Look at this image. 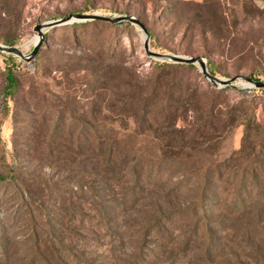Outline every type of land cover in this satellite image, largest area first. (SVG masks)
<instances>
[{
  "label": "trees",
  "instance_id": "1",
  "mask_svg": "<svg viewBox=\"0 0 264 264\" xmlns=\"http://www.w3.org/2000/svg\"><path fill=\"white\" fill-rule=\"evenodd\" d=\"M85 1L89 3V0ZM212 4L215 7L212 16L225 22L219 1L204 0L199 3L202 7ZM243 7L238 5V9ZM252 8L264 14V5L252 1ZM87 26L90 30L88 40L95 38L96 46L109 52L113 51L111 45L117 29L129 30L131 22H72L69 31L75 36L76 29L82 28L81 33L84 34ZM147 31L153 46H156L154 31L148 28ZM0 41L5 45L14 44L8 37ZM223 50L225 46L219 49L220 52ZM108 54L112 62L114 54ZM5 57L4 66L0 68V114L3 116L11 112L7 100H15L19 87L15 58L10 54H5ZM38 59L37 52L33 61ZM63 66L57 60L49 65V69L60 70ZM192 67L191 64L155 61L148 77L142 79L129 70L109 76V82L118 80L119 83L111 91L110 102L118 104L110 107L113 122L132 120L138 133L144 130L161 132L157 137L163 143L148 159L131 157L125 150L123 135L115 128L85 123L79 125L71 115L62 118L54 108L45 111L54 117L53 125L59 124L57 131L62 136H70L72 145L82 158L83 168H90V178L85 182L80 176L77 182L63 184V190L53 191L43 187L41 191L45 192V202H42L34 197L29 181L17 174L15 161L8 165L9 169L0 173L2 189L9 190L6 196L0 191V208L5 206L0 209V220L3 222L0 229L11 227L8 224L12 222L13 214L23 215L28 221L20 239H15L17 233L7 234L6 246H0L3 253L0 264L8 261L10 251L19 244L29 246L22 264H58V259L62 264H72L64 261V248L76 256L86 248L84 242L87 239L94 240L96 248L103 244L110 252L119 248L134 253L126 264H150L151 257L158 251L171 246L169 250H174L173 254L185 255L197 240L204 237L207 243L203 257L208 259L211 233L205 217L208 211L206 205L212 204L211 208L216 207L233 215L257 204L264 206V112L258 109L259 100L264 98V88L236 89L226 86L215 89L209 86L210 96L204 103L198 104L192 100L195 90L181 85L179 79L180 73ZM207 67L211 74L215 73L216 66L210 59L207 60ZM249 76L260 81L254 71ZM100 77L107 78L105 74ZM241 93H249V96L237 95ZM35 97L43 104L51 102L45 92L36 93ZM179 117L183 118L181 124H177ZM236 126L242 127L238 148L227 158L218 160L221 141ZM156 186L159 200L185 194L187 201L168 214H162L161 207L142 206L137 209L138 216L132 223L123 222L127 215L125 207L137 201V190L142 192L144 188L153 189ZM48 199L49 203L46 202ZM218 225L222 226L221 223ZM105 239L108 242L101 243Z\"/></svg>",
  "mask_w": 264,
  "mask_h": 264
},
{
  "label": "rangeland",
  "instance_id": "2",
  "mask_svg": "<svg viewBox=\"0 0 264 264\" xmlns=\"http://www.w3.org/2000/svg\"><path fill=\"white\" fill-rule=\"evenodd\" d=\"M203 1L89 0L88 3L85 0H0V39H12L13 45L19 46L27 54L34 45L33 38L37 36L34 31L36 24L76 13L109 17L127 14L136 17L146 29L154 31L156 46H153L151 39L149 42L153 51L200 55L206 62L210 59L215 64V76L228 78L239 74L249 75L254 71L264 81V14L252 8V1L263 6L264 0H214L219 1L225 22L212 16L214 3L210 7H202L199 3ZM239 4L244 7L238 9ZM73 20L69 18L63 26L44 31L46 39L38 49V61L34 62L33 58L26 62L12 55L15 58V71L19 73L18 92L15 100H7L11 112L7 116L0 114V173L9 169L8 165L15 161L17 174L29 181L34 197L42 202H45V192L41 191L43 187L53 191L63 190V184L77 182L80 176L85 182L88 181L91 172L89 167L83 168L82 158L72 145L70 136H62L57 131L59 124L53 125L54 117L45 113L48 108L58 110L62 118L71 115L79 125L85 123L115 128L123 135L125 150L131 157L148 159L163 143L157 137L161 132L149 133L144 130L138 133L132 120L113 122L110 112V107L118 105L110 102L111 91L119 84L118 80L108 81L112 73L129 70L142 79L148 77L155 61L162 62L145 53L142 29L134 23H131L129 30L118 28L111 45L113 51L108 52L96 46L95 38L88 40L89 26L84 34L81 28L76 29V35L72 36L69 29L70 24L75 22ZM226 30L227 34H224ZM223 46L225 50L220 52ZM214 50L215 53L206 54ZM110 52L114 54L112 62L108 59ZM5 54L0 52V68L4 66ZM57 60L63 63V68L49 69V65ZM191 65L192 68L179 74L181 85L195 90L192 100L198 104L204 103L210 96L207 88H219L204 77L199 71V64ZM101 74L107 78H101ZM243 86V82L236 80L235 87H228L245 89L241 88ZM43 92L49 95L51 102L49 100L43 104L37 100L35 94ZM237 95L249 96V93ZM259 101L258 109L264 112V98ZM1 104L0 96V108ZM182 120L179 117L177 124H181ZM241 134L242 127L236 126L221 141L217 151L218 160L227 158L238 148ZM0 191L4 196L9 192L2 189V185ZM158 192L157 186L144 188L142 192L137 190V201L127 204V215L122 221L132 223L138 216L137 209L142 206L161 207L162 214H168L187 201L185 194L159 200ZM46 202L49 203V199ZM206 206L208 211L205 217L211 233L209 258L203 257L207 243L203 237L185 255L173 254L175 251H170L171 246L170 250L158 251L151 257L150 264H264V206L254 205L238 215L211 208L212 204ZM4 207L1 205L0 209ZM27 221L23 215L13 214V220L8 224L11 227L0 229V246H6L4 241L7 234L17 233L15 239H20ZM0 223H3L2 220ZM71 227L74 228V225ZM107 242L108 239H105L101 243ZM84 243L86 248L76 256L64 248V261L72 264H126L134 255L127 249L117 248L116 252H110L103 244L96 248L93 246L94 240L90 239ZM28 247L19 244L10 251L5 264H22ZM0 257H3L1 252ZM57 262L62 264L60 259Z\"/></svg>",
  "mask_w": 264,
  "mask_h": 264
},
{
  "label": "water",
  "instance_id": "3",
  "mask_svg": "<svg viewBox=\"0 0 264 264\" xmlns=\"http://www.w3.org/2000/svg\"><path fill=\"white\" fill-rule=\"evenodd\" d=\"M69 18H73L75 22L80 21H91V20H103L108 22H119V21H129L138 25L143 31V47L145 53L148 56L153 58L159 59L165 62H172V63H182V64H199V71L204 75V77L213 83L217 88H223L226 86L235 87L236 80H240L244 82V86L241 88L245 89H259L264 88V81H256L253 80L249 75H234L228 78H221L211 74L207 68V62L203 56H186V55H179V54H172V53H161L156 52L150 49V36L147 29L143 26V24L133 15H118L109 17L106 15L101 14H87V13H76L73 15H68L67 17L57 18L53 20H49L43 23L36 24L34 26V31L37 33V40L34 43L31 51L27 54L23 53L19 46L16 45H5L0 43V52H4L10 55L18 56L22 60L29 62L37 55L38 49L43 40L46 39L44 31L48 28L55 27L58 25L64 24ZM70 22V21H68Z\"/></svg>",
  "mask_w": 264,
  "mask_h": 264
},
{
  "label": "bare ground",
  "instance_id": "4",
  "mask_svg": "<svg viewBox=\"0 0 264 264\" xmlns=\"http://www.w3.org/2000/svg\"><path fill=\"white\" fill-rule=\"evenodd\" d=\"M36 40H37V36H35V37L33 38V42L35 43ZM241 82H243V81H241ZM243 83H244V82H243Z\"/></svg>",
  "mask_w": 264,
  "mask_h": 264
}]
</instances>
